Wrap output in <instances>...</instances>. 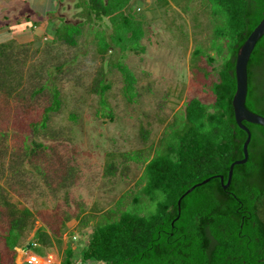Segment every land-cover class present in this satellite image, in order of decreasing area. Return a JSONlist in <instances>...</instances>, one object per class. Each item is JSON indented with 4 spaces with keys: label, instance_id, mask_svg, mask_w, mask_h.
<instances>
[{
    "label": "rangeland",
    "instance_id": "374dc122",
    "mask_svg": "<svg viewBox=\"0 0 264 264\" xmlns=\"http://www.w3.org/2000/svg\"><path fill=\"white\" fill-rule=\"evenodd\" d=\"M77 1L0 0V42L15 38L10 43L14 59L4 62L15 81L12 94L0 88L1 232L7 234L19 209L30 211L15 247L17 264L28 262L31 253L44 258L42 264H61L68 245L83 249L89 232L106 220L121 195L139 189L135 183L143 165L125 154H152L190 98L212 102L211 85L228 54L212 35L206 0H131V14L143 22L145 35L129 46L144 49L115 47L102 53L96 32L104 27L92 20L76 45L51 42L62 18L81 21ZM119 62L136 77L129 94ZM101 78L110 85L106 106L97 92ZM55 88L60 110L51 114L44 130L26 138L28 118L17 121L20 101L33 105L31 115L37 118ZM35 142L47 148L29 152ZM110 162L115 165L111 173ZM48 223L59 227L60 236L46 246L34 236ZM4 239L0 236V264H10ZM28 242L33 248L25 252Z\"/></svg>",
    "mask_w": 264,
    "mask_h": 264
},
{
    "label": "trees",
    "instance_id": "16d2710c",
    "mask_svg": "<svg viewBox=\"0 0 264 264\" xmlns=\"http://www.w3.org/2000/svg\"><path fill=\"white\" fill-rule=\"evenodd\" d=\"M130 1L78 0L81 21L68 22L62 18L51 42L76 45L92 20L104 27L96 32L102 53L115 47L122 51L144 49L142 45L129 46L133 40L141 42L145 35L143 22L131 14ZM206 1L212 9L211 23L215 27L212 35L228 51L218 69V78L211 85L212 102L190 98L184 113L177 114L167 125L152 154L141 151L125 154L127 160L143 165L135 183L139 189L135 187L121 195L106 220L89 232L83 249L68 245L61 264H264V125L244 121L251 131L247 161L234 166L227 187L215 176L223 174L224 184L227 183L231 163L244 157L247 132L237 125L232 106L236 91L235 59L240 46L264 16V0ZM11 40L0 42V88L6 95L12 94L15 82L11 69L4 63L14 59L10 55ZM223 50H217L220 57ZM208 60L211 62L213 58ZM117 65L129 94L135 90L136 77L127 65L121 62ZM248 71L246 106L264 115V35L253 50ZM109 89L110 85L99 79L97 92L104 106ZM61 101L60 90L55 88L51 102L37 118L31 115L35 107L20 101L17 121L22 122L23 115L28 118L23 123L27 125L26 138L47 127L51 114L60 110ZM43 146L35 142L28 151L36 153ZM108 168L111 173L114 163L110 162ZM208 177L210 180L185 195L179 206L182 194ZM19 210V216L11 219L7 234L0 230L10 264H17L15 247L20 228L30 214L28 208ZM58 232L59 227L48 223L39 227L34 237L47 246L60 236ZM28 244L25 252L33 248L32 243Z\"/></svg>",
    "mask_w": 264,
    "mask_h": 264
},
{
    "label": "water",
    "instance_id": "95a60500",
    "mask_svg": "<svg viewBox=\"0 0 264 264\" xmlns=\"http://www.w3.org/2000/svg\"><path fill=\"white\" fill-rule=\"evenodd\" d=\"M264 35V16L260 20V22L253 28L250 32L244 43L240 46L237 51L236 59H235V77H236V91L232 98V106L234 109V116L237 125L247 132V138L243 145L244 157L241 159H237L233 161L230 165V169L228 172V180L227 183L224 184L225 178L223 174L215 175L221 179L224 187H227L233 175V168L237 164L245 163L248 159V145L251 140V131L244 124V121L254 124L264 125V115L259 114L246 106V100L249 91V71L248 65L250 58L252 56L253 50L256 47L258 40ZM210 178H206L200 182L195 183L189 189H187L180 199L178 200V204L180 206L181 199L191 192L195 187L200 186L204 183H207ZM30 244H27L26 248H29Z\"/></svg>",
    "mask_w": 264,
    "mask_h": 264
},
{
    "label": "built area",
    "instance_id": "2783aa9c",
    "mask_svg": "<svg viewBox=\"0 0 264 264\" xmlns=\"http://www.w3.org/2000/svg\"><path fill=\"white\" fill-rule=\"evenodd\" d=\"M74 238H76V237H74ZM43 259L44 258L39 257L36 253H31L28 256V263H30V264H42Z\"/></svg>",
    "mask_w": 264,
    "mask_h": 264
}]
</instances>
